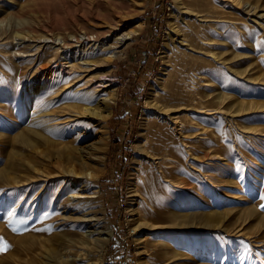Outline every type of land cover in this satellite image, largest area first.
<instances>
[{"label":"rangeland","instance_id":"374dc122","mask_svg":"<svg viewBox=\"0 0 264 264\" xmlns=\"http://www.w3.org/2000/svg\"><path fill=\"white\" fill-rule=\"evenodd\" d=\"M242 2L201 0V45L180 68L165 48L177 0H0V264H264V18L253 14L264 0ZM138 23L104 62L114 49L100 46ZM84 33L101 43L70 48L69 61L96 65L46 77L58 47L39 39ZM172 81L184 101L168 122L148 103ZM102 138L104 160L90 161L100 203L58 194L63 168ZM43 173L57 174L55 197ZM87 207L105 226L77 222ZM103 228L100 254L86 232ZM73 232L84 260L68 252Z\"/></svg>","mask_w":264,"mask_h":264},{"label":"bare ground","instance_id":"6f19581e","mask_svg":"<svg viewBox=\"0 0 264 264\" xmlns=\"http://www.w3.org/2000/svg\"><path fill=\"white\" fill-rule=\"evenodd\" d=\"M132 1L134 2V4H138V5L142 4L141 0H132ZM223 1L225 2L227 0H223ZM230 1L232 3H234V6L236 8H238V6H240L241 2H242V0H230ZM177 2H178L177 8L179 11L182 10L181 11L182 15L179 17L178 21H176V22H178V24L173 23L171 25L170 31L167 33L165 48L167 47V49H168V48H170V46H172V52H174V54H175L176 62L178 63L180 68H183L185 66V64L192 57V51L189 50L188 48H190V49L194 48L193 44L196 45L197 41L200 42V43H197V45L198 44L201 45V17H202L201 6H200L201 0H177ZM249 7H252V6L249 5ZM252 9H250L249 12H251ZM253 14L260 17L261 19L264 18V14L258 15L257 11H254ZM142 25H143V23L142 24L138 23L134 29L124 31L123 33H118L113 38L112 44H110V45L108 43H103L102 46H100V47H104L107 49H109V48L114 49L112 54L109 57H107L108 59L106 58L104 60V62L109 61L113 57H115L117 55V52H119L117 49H119L122 46H124L125 44H127V42H129V40H131V38H133L134 34L137 33L138 31H140V29L142 28ZM98 34H99V32H98ZM196 39H198V40H196ZM39 41L43 42L45 44L46 43H52V44H55V47L56 46L58 47V48L56 47L57 48L56 50H58V52L56 51V54L50 60L49 66H46L45 68H42V70H41V72L44 73V75L46 77L48 76V78L51 75L53 76V74H56L57 71H58L59 75L63 72L71 74V72H73L75 70V68L81 64L90 65V66L96 65V62L94 60H89V59L83 58V57L79 58L78 63L70 62L69 61V58H70L69 50H70V48H73V47H83L82 49L86 50V47H88V46L92 47V46L96 45L97 43H99V44L101 43L99 41L98 36L94 35L93 33H91V34L84 33L81 36H71V37H64V38L52 36L49 38L39 39ZM105 45L106 46L108 45V46L105 47ZM174 54H172V55H174ZM193 56H194V54H193ZM199 65H201V63H199ZM185 71H186V69H185ZM178 72H177V74H178ZM184 75H181V76H184ZM169 77H170V75H169ZM181 80H184V79H181ZM101 83L102 84H100V85H105L103 82H101ZM176 84L177 83L172 81V82H170L169 85L167 84L168 86L167 85L165 86V89H164V91H162V93L155 91L156 93L152 96L153 100L148 103V106L151 105L152 107L155 108L156 115L158 116L157 118H160V117H161V119L166 118V121L170 122L171 121V115L176 114L175 113L176 109L172 108V106L175 103H178V101H184L180 97L179 98L177 97L178 96L177 94H179V93L177 91ZM177 86H178V84H177ZM44 89H46V86L42 85V86L36 87L34 89V91L35 92H41ZM113 100H114L113 93L106 95L103 98V101L105 102L106 105L110 104L111 101H113ZM107 108H108V106H107ZM199 111H201V107L195 108L196 113ZM85 113L86 114L88 113L90 115H94L96 117H102L101 112H98L97 110L92 109V108H88V107L85 109ZM108 115H110V112H108ZM105 145H106V142L102 138V140H100V141L96 142L95 144L91 145L90 147H88L87 150L83 149L80 151L81 159H80V163L78 165L79 167L75 168L74 166L69 165L68 167L63 168L62 176L59 175V177L61 178V181H58V184L60 185V187L58 185V187H59L58 188V194L60 193V191L63 190V188L66 189V186H67V187H69V189H72V191H73L72 195L68 196L70 201H72L74 203L75 202L80 203V204L81 203H84V204L87 203V204H92V205L99 202V197H100L99 191L98 190L97 191H91V190L94 188L93 184H95V181L98 178V175L100 173V169H97L95 167V165H93L90 161L96 160L99 163L100 161L104 160L105 157H104L103 151H104ZM143 151H146V149L143 148ZM95 152H96V157L95 158L91 157L93 154H95ZM148 152H150V151L148 150ZM58 173L60 174V172H58ZM43 175L45 176V178H43L44 176L41 178H43V183H45V185H43V187H42L39 184V186H41L42 189H44L45 187H49V185L47 183L48 180H52V181L56 180L57 181V179H58L56 176L57 175L56 173H55V175H53V174H47L46 175L43 173ZM54 189L55 188H53V187H49V190H48L51 193L52 197L54 196V194H57L54 192ZM66 191L67 190H63V193H65ZM35 195H36V193H35ZM43 195H45V192H43ZM41 197H43V196H41ZM64 199H65V197L63 198V200ZM50 201H51V199H50ZM65 203H68V202L66 201ZM88 206H90V205H88ZM58 211H57L58 212V214H57L58 218L67 219V217H65L66 214H63L62 212L60 213V210H58ZM101 212H102V209H96V207H94V209L88 208V212L85 213L80 219L77 218L78 219L77 222L81 221L84 224H86V223L91 224V225H93V227L94 226L100 227L101 224L104 225V222H105V216H103V214H101ZM50 214L52 215V213H50ZM48 216H49V214H48ZM142 223H144V222L142 221ZM56 224H57V222H56ZM80 226H82V225H80ZM73 235H75L74 232L72 234V237L69 239V242L74 244L76 246V249H74L75 247L72 246L71 249L70 248L68 249V252L74 253V251L77 250L78 252H77V255L75 257V260L76 261L77 260H84L85 257L87 256V253L85 252V250H81L82 247L77 245V242L73 238ZM86 236L89 238V240L96 241L97 246H98V252L101 254V252H103L106 249L107 244L111 238V230L109 228H105V229L103 228L102 230H99V231H97V230L87 231ZM83 237H84V235L82 236V238ZM60 239H62V238H60ZM66 242H65V244H67ZM62 247H63V245H62Z\"/></svg>","mask_w":264,"mask_h":264},{"label":"snow or ice","instance_id":"6c2138e0","mask_svg":"<svg viewBox=\"0 0 264 264\" xmlns=\"http://www.w3.org/2000/svg\"><path fill=\"white\" fill-rule=\"evenodd\" d=\"M21 223H24V221H21ZM7 247H8V245H6V244L3 246H0V251H6Z\"/></svg>","mask_w":264,"mask_h":264}]
</instances>
